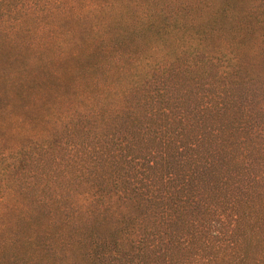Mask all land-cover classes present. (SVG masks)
I'll list each match as a JSON object with an SVG mask.
<instances>
[{
	"label": "trees",
	"instance_id": "trees-1",
	"mask_svg": "<svg viewBox=\"0 0 264 264\" xmlns=\"http://www.w3.org/2000/svg\"><path fill=\"white\" fill-rule=\"evenodd\" d=\"M232 3L200 25L167 16L136 33L165 55L146 70L124 64L113 77L127 86L120 108L84 116L66 134L82 162L70 188L84 181L94 202L71 203L58 243L34 238L42 264H264V191L253 188L264 170L248 164L255 156L264 166V125L249 120L241 97L254 77L235 47L204 36L209 25L221 30Z\"/></svg>",
	"mask_w": 264,
	"mask_h": 264
},
{
	"label": "rangeland",
	"instance_id": "rangeland-1",
	"mask_svg": "<svg viewBox=\"0 0 264 264\" xmlns=\"http://www.w3.org/2000/svg\"><path fill=\"white\" fill-rule=\"evenodd\" d=\"M224 1L138 0L145 9L142 17L129 9L127 17L92 21L77 19L71 9L62 11L69 0H0V173L17 193L7 213L0 216V264H42L34 251V238H54L58 243L59 219L67 217L76 195L88 185L77 179L79 188H70V170L79 168L82 162L81 152L71 145L72 135H66L80 128L84 116L77 114L57 129L48 120L51 108L84 93L95 95L97 80L115 83L113 77L117 74H108L115 57L119 56L130 69L136 58L157 45L150 44L149 37H136L150 20L159 23L168 16V21L175 18L190 26L200 25L216 15ZM228 1L234 2L236 12L219 21L221 30L207 26L205 40L216 48L230 49L232 45L243 63L250 64L242 72L247 79L254 77L242 93L243 108L250 121L262 126L264 0ZM76 3L83 6L84 0ZM257 18L263 22L256 23ZM41 24L49 30L37 39L35 30ZM239 26L242 41L237 38ZM61 38H66L67 50L59 42ZM233 92L240 93L236 88ZM109 106L90 114L105 115L110 112ZM13 127L25 134L8 135ZM260 151L263 154L264 148ZM254 157L248 164H255L260 173L264 166ZM258 179L252 174L249 177L252 183ZM255 186L264 191L263 182ZM255 232L259 233L257 228ZM244 245L251 256L256 248H249L246 242Z\"/></svg>",
	"mask_w": 264,
	"mask_h": 264
},
{
	"label": "clouds",
	"instance_id": "clouds-1",
	"mask_svg": "<svg viewBox=\"0 0 264 264\" xmlns=\"http://www.w3.org/2000/svg\"><path fill=\"white\" fill-rule=\"evenodd\" d=\"M60 0H57L59 3ZM72 10L73 15L77 19L87 18L92 21H96L97 18L107 17L109 20L113 18L127 17L128 10L132 9L137 15H144V7L132 0H107L104 3L103 0H84L83 6L76 3V0H69L62 11ZM53 11H55L53 9ZM18 30V28H17ZM49 30L47 25L41 24L35 30V36L37 39L43 37V35ZM98 28H94L93 31H98ZM14 37L10 36V39ZM66 38H61V45L67 50L69 45L64 44ZM165 55L161 47L154 45L147 50L145 54L140 56L136 61L135 67L140 70H146L148 66L152 65L155 61L160 60ZM124 62L117 56L115 57L111 65L108 68L109 75H115L117 72H123ZM96 94L84 93L83 95L74 97L71 102L61 105H55L51 108V115L48 117L51 126L59 129L64 124H67L70 120L74 119L77 114L86 116L91 112H98L106 105H110L113 111L120 108L123 99V93L126 89V84L122 82H109L104 80H97ZM8 135L17 136L25 133L21 132L18 127H13L8 130ZM17 193L13 187L9 185V182L5 179L3 173H0V216L7 213L9 208L15 201ZM119 199L118 196L112 197L113 204ZM93 194L90 192L79 193L75 197V205L79 206L81 210H86L93 203ZM121 211H124L121 208Z\"/></svg>",
	"mask_w": 264,
	"mask_h": 264
}]
</instances>
